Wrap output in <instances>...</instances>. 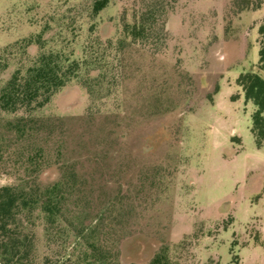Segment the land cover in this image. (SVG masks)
I'll return each mask as SVG.
<instances>
[{"label": "rangeland", "instance_id": "rangeland-1", "mask_svg": "<svg viewBox=\"0 0 264 264\" xmlns=\"http://www.w3.org/2000/svg\"><path fill=\"white\" fill-rule=\"evenodd\" d=\"M93 1L0 0V51L43 31L46 50L96 60L92 89H108L91 101L72 79L37 112L54 121L40 180L61 164L77 173L87 221H117L120 264H145L162 244L182 245L183 264H264V143L235 84L256 70L264 0H165L160 38L119 50L122 14L147 0H109L95 15ZM9 156L0 188L13 183ZM24 225L28 264H73L72 237L46 244L38 211Z\"/></svg>", "mask_w": 264, "mask_h": 264}, {"label": "trees", "instance_id": "trees-1", "mask_svg": "<svg viewBox=\"0 0 264 264\" xmlns=\"http://www.w3.org/2000/svg\"><path fill=\"white\" fill-rule=\"evenodd\" d=\"M108 2L94 0L93 15ZM259 2L261 0L254 9L259 7ZM166 15L165 0H147L140 9L132 8L123 13L116 50L144 46L160 38ZM257 32L256 70L241 72L235 84L241 89L244 100L254 107L250 133L255 146L260 148L264 143V17ZM43 34L42 31L26 37L0 51V159L10 155L14 170L13 183L0 188V261L3 264L31 261L33 242L24 222L38 211L46 244L72 237L73 264H120L118 239L113 235L117 221L103 215L87 221L83 215L86 190L77 173L61 164L56 178L45 183L40 180L48 162L44 144L54 130V121L51 117H40L37 112L72 79L79 80L91 101L99 92L108 91L92 89L102 85L98 77L89 79L87 72L89 64L96 60L79 62L70 60L62 51L46 50ZM94 50L89 54H94ZM12 63L16 68L4 78ZM82 69L85 72L80 76ZM55 122L63 125L61 118ZM181 248L179 244H162L145 264H183Z\"/></svg>", "mask_w": 264, "mask_h": 264}]
</instances>
